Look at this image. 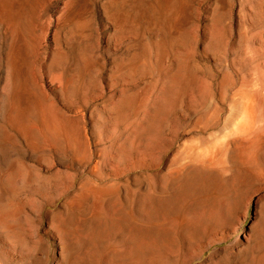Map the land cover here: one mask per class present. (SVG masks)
I'll return each mask as SVG.
<instances>
[{"label": "rangeland", "instance_id": "374dc122", "mask_svg": "<svg viewBox=\"0 0 264 264\" xmlns=\"http://www.w3.org/2000/svg\"><path fill=\"white\" fill-rule=\"evenodd\" d=\"M11 6L0 264H264V148L244 163L233 143L264 137V0ZM200 153L219 175L148 215Z\"/></svg>", "mask_w": 264, "mask_h": 264}, {"label": "bare ground", "instance_id": "6f19581e", "mask_svg": "<svg viewBox=\"0 0 264 264\" xmlns=\"http://www.w3.org/2000/svg\"><path fill=\"white\" fill-rule=\"evenodd\" d=\"M14 1V0H13ZM11 2H12V0H0V13L3 15V16H10L11 14H9V11L11 12V10L10 9H13V8H10V6H11ZM23 6V5H22ZM12 7V6H11ZM14 7V6H13ZM21 7V6H20ZM114 7V6H113ZM118 7V6H117ZM119 9V8H118ZM117 9V10H118ZM116 10V11H117ZM27 11V10H26ZM116 15V14H115ZM116 17V16H115ZM7 18V17H6ZM23 27H24V25H23ZM180 77V76H179ZM18 80V79H17ZM76 92V91H75ZM18 104H21L20 102H18ZM19 107H20V105H19ZM14 108H16V107H14ZM45 112V111H44ZM17 113H20V110H18L17 111ZM16 113V114H17ZM250 115V114H249ZM16 116H18V114L17 115H15V117ZM13 118H14V116H13ZM16 118H18V117H16ZM20 118V117H19ZM11 119V118H10ZM21 119V118H20ZM20 119H18L19 121H20ZM7 120V119H6ZM13 120H15V119H13ZM18 120H16L17 122H19ZM26 121V120H25ZM27 122V121H26ZM16 123V122H15ZM21 123V122H20ZM19 123V124H20ZM22 123H24V122H22ZM246 123H248V122H246ZM24 126H25V124H23ZM241 125V124H240ZM247 125V124H246ZM18 127V126H17ZM248 127V126H247ZM51 128V127H50ZM249 128H250V126H249ZM26 130V129H25ZM239 130V129H238ZM250 130V129H249ZM248 130V131H249ZM247 131V130H246ZM247 131V132H248ZM35 132V131H34ZM247 132L246 133H244L243 132V130L241 129L240 130V132H237L238 134V138H235L233 141V143L235 144V151H234V155L237 157V158H240V159H242V161L241 162H244V160L246 161V162H250V160H253L254 162L256 161V159H257V154H256V156H249V154L247 155V151H248V149H250V148H252V147H255L257 150H259L260 148H262V146H263V148H264V137H261V138H258V139H252L250 136H249V138L246 136V134H247ZM250 132V131H249ZM36 133V132H35ZM38 133V132H37ZM11 135V134H10ZM38 135V134H37ZM36 135V136H37ZM248 135V134H247ZM255 136V135H254ZM38 137V136H37ZM257 137V136H256ZM7 138V137H6ZM31 138H33V137H31ZM31 138H30V140H31ZM3 139V138H2ZM4 140V139H3ZM13 140V139H12ZM35 140V139H34ZM32 143V142H31ZM234 144H232L233 146H234ZM32 145V144H31ZM31 147V146H30ZM37 147V146H36ZM210 147H212V146H210ZM205 149H207L206 147H204ZM204 148H203V150H204ZM213 148H215V146L213 147ZM218 149V148H217ZM254 149V148H253ZM34 150V149H33ZM201 150V149H200ZM199 150V151H200ZM260 151V150H259ZM204 152H207L206 150L204 151ZM203 152V153H204ZM203 153H200V154H202L201 155V157H200V154H199V163H195V164H192L191 166H189V167H187V169L185 170V172H183L182 174H178L175 178H173V180H172V186H173V188H174V191H172V192H174L173 193V195H172V193H171V195L172 196H169V197H162V198H164L163 199V201L161 202V203H159V204H157L156 202V205H153V206H151L153 203H151V205H150V209L147 211V213H148V215L150 214V215H156V214H159L160 212L162 213L163 211H164V209L165 210H167L166 208L167 207H169V203L170 202H172V200H173V202L174 201H178L179 202V200L180 201H182L181 199L183 198L184 199V197L185 198H187L186 197V194L189 192H187V190H189L188 188H189V185H188V183L189 182H187V180L189 181V179H187L188 177H187V175L189 176V178H190V174H201V177H202V174H215V173H217V175H219V173H218V170L216 169L217 167H214L213 166V164H215L213 161H214V159L211 157V158H206V156H204L203 157ZM220 153V152H219ZM254 153V152H253ZM205 155V154H204ZM217 155V154H216ZM219 155V154H218ZM217 155V156H218ZM203 158V159H202ZM205 158V159H204ZM197 159V160H198ZM240 159H238V160H240ZM248 160V161H247ZM195 162H196V160H195ZM219 162V164L218 165H220V161H218ZM246 162H244V163H246ZM251 163V162H250ZM243 164V163H242ZM217 165V166H218ZM222 166V165H221ZM255 166H257V165H255ZM219 167V166H218ZM254 167V166H253ZM222 168V167H221ZM257 168V167H256ZM13 173V172H12ZM199 176V175H198ZM197 176V177H198ZM210 176V175H209ZM208 176V177H209ZM194 177V176H193ZM196 177V178H197ZM200 177V178H201ZM204 177V176H203ZM220 177V176H219ZM218 177V178H219ZM195 179V178H194ZM213 179V178H212ZM234 179V178H233ZM239 179V178H238ZM190 180H192V179H190ZM198 180H199V178H198ZM198 180H196V181H198ZM201 180V179H200ZM204 180V179H203ZM203 180H201V181H203ZM219 180V179H218ZM221 180V179H220ZM244 180V179H243ZM215 181H217V180H215ZM234 181V180H233ZM190 182H192V181H190ZM200 182V181H199ZM198 182V183H199ZM208 182V181H207ZM221 182V181H220ZM197 183V184H198ZM201 183V182H200ZM210 183V182H209ZM209 183H206V184H209ZM196 183L194 182V185H195ZM191 185L193 186V184L191 183ZM204 185H205V182H204ZM213 185V184H212ZM212 185H211V187H212ZM191 186V187H192ZM200 185H198V187H199ZM202 186H203V184H202ZM201 186V187H202ZM206 187H207V185H205ZM204 186V187H205ZM209 186H210V184H209ZM228 187V186H227ZM172 188V187H171ZM195 188V187H194ZM193 188V189H194ZM197 188V187H196ZM200 188V187H199ZM204 190H205V188H203ZM208 189V188H207ZM228 189V188H227ZM196 190V189H195ZM194 190V191H195ZM99 191V190H98ZM101 191V190H100ZM99 191V192H100ZM103 191V190H102ZM107 191V190H106ZM105 191V192H106ZM115 191V190H114ZM193 191V190H192ZM203 191V190H202ZM206 191V190H205ZM208 191V190H207ZM223 191V190H222ZM187 192V193H186ZM196 192V191H195ZM200 192V191H199ZM113 193V192H112ZM193 193V192H192ZM227 193V192H226ZM81 194V193H80ZM88 194V193H87ZM90 195V194H89ZM86 196H88V195H86ZM92 196V195H91ZM191 196V195H190ZM94 197V196H93ZM98 197V196H97ZM100 197V196H99ZM98 197V198H99ZM192 197V196H191ZM216 198V197H215ZM79 199V198H78ZM80 199H82V198H80ZM79 199V200H80ZM155 199V198H154ZM161 199V198H160ZM74 200H76V199H74ZM192 200V199H191ZM208 200V199H207ZM215 200V199H214ZM99 201V200H98ZM145 201V200H144ZM161 201V200H160ZM203 201V200H202ZM177 202V203H178ZM99 203V202H98ZM147 203V202H146ZM176 203V204H177ZM184 203V202H183ZM80 204V203H79ZM175 204V203H174ZM207 204V203H206ZM232 204V203H231ZM81 205V204H80ZM114 205V204H113ZM112 205V206H113ZM145 205V204H144ZM204 205V204H203ZM83 206V205H82ZM98 206V205H97ZM172 206V205H171ZM16 207V206H15ZM73 207V206H72ZM78 207V206H77ZM146 207H149V205H146ZM144 208V206H143V210L144 209H147V208ZM180 207H183V206H180ZM213 207V206H212ZM224 207V206H223ZM231 208V207H230ZM70 209V208H69ZM79 209V208H78ZM77 209V210H78ZM97 209H99V208H97ZM183 209V208H182ZM212 209V208H211ZM12 210H14V209H12ZM96 210V209H95ZM201 210V209H200ZM216 210H218V209H216ZM11 211V210H10ZM145 211L146 210H144V213H145ZM182 211V210H181ZM190 211V210H189ZM220 211V210H219ZM95 212V211H94ZM212 212V211H211ZM3 213V212H2ZM8 213V212H7ZM10 213V212H9ZM13 213V212H12ZM79 213V212H78ZM113 213H114V211H113ZM143 213V212H142ZM144 213H143V215H144ZM164 213V212H163ZM194 213V212H193ZM221 213V212H220ZM17 214V213H16ZM72 214V213H71ZM180 214V213H179ZM188 214V213H187ZM7 215V214H6ZM169 215V214H168ZM2 216V215H1ZM170 216V215H169ZM218 217V216H217ZM216 217V218H217ZM2 218H4V217H2ZM67 218V217H66ZM70 218V217H69ZM215 218V217H214ZM77 219V218H76ZM130 219V218H129ZM173 220V219H172ZM197 220V219H196ZM80 221V220H79ZM119 221V220H118ZM117 221V222H118ZM5 222V221H4ZM75 222V221H74ZM96 222V221H95ZM146 222V221H145ZM62 223V222H61ZM69 223H71V222H69ZM77 223H78V221H77ZM131 223V222H130ZM2 225V224H1ZM5 225V224H4ZM92 225V224H91ZM116 225V224H115ZM178 226V225H177ZM115 227V226H114ZM135 227V226H134ZM127 228V227H126ZM65 229V228H64ZM104 229V228H103ZM128 230H129V228H128ZM132 230V229H131ZM99 232V231H98ZM158 233H159V231H158ZM184 233V232H183ZM141 234V233H140ZM187 234V233H186ZM158 235V234H157ZM168 237V236H167ZM139 239V238H138ZM137 242V241H136ZM141 243V242H140ZM135 245V244H134ZM140 246V245H139ZM144 246V245H143ZM137 247V246H136ZM136 251V250H135ZM141 256V255H140Z\"/></svg>", "mask_w": 264, "mask_h": 264}]
</instances>
